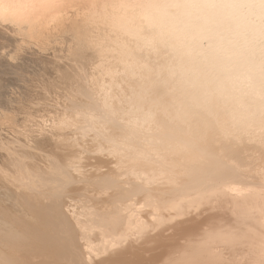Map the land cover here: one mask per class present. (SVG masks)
Here are the masks:
<instances>
[{
  "label": "bare ground",
  "instance_id": "bare-ground-1",
  "mask_svg": "<svg viewBox=\"0 0 264 264\" xmlns=\"http://www.w3.org/2000/svg\"><path fill=\"white\" fill-rule=\"evenodd\" d=\"M13 74L0 264H264V0H0Z\"/></svg>",
  "mask_w": 264,
  "mask_h": 264
},
{
  "label": "rangeland",
  "instance_id": "rangeland-1",
  "mask_svg": "<svg viewBox=\"0 0 264 264\" xmlns=\"http://www.w3.org/2000/svg\"><path fill=\"white\" fill-rule=\"evenodd\" d=\"M14 73H15V72H14ZM13 75H14V74H13ZM13 75L8 76L9 78H8L7 76H6V77H5V76L3 77L2 75H0V77H1V76L3 77V78H0V80L2 81V79L4 80V78H7V79H10V81H9V80L7 81L8 84H9V83H13V82H12L13 80L11 79L12 77H14L16 80L18 79V76H17V75H14V76H13ZM16 76H17V78H16ZM10 77H11V78H10ZM15 79H14V80H15ZM4 81H6V80H4ZM17 81H18V80H17ZM17 81H16V82H17ZM16 82H14L13 85H15ZM18 85H20V82H19ZM14 87H15V88L18 87V86H17V83H16V86H14Z\"/></svg>",
  "mask_w": 264,
  "mask_h": 264
}]
</instances>
